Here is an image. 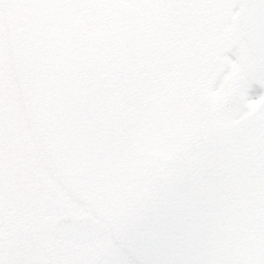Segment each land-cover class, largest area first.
<instances>
[{
  "label": "flooded vegetation",
  "instance_id": "obj_1",
  "mask_svg": "<svg viewBox=\"0 0 264 264\" xmlns=\"http://www.w3.org/2000/svg\"><path fill=\"white\" fill-rule=\"evenodd\" d=\"M71 1L39 0L44 6L23 11L21 27L39 30L18 36V58L35 72L42 62L47 67L52 62L56 67L60 59L54 44L60 40L65 44L67 72L61 85L69 115L64 117L73 119L75 103H83V112L86 105L94 106L93 112L88 108L95 119L89 131L97 134L103 147L100 159L86 161V171L82 172L79 167L83 164L74 160H69L64 170L71 181L87 182L86 192L91 195H97L94 178L109 182L113 192L123 195L120 200L104 199L108 194L102 195L95 205L103 208L100 219L113 241L123 244L126 254L104 252L98 240H52L36 235L27 246L33 261H41V246L47 245L51 264L58 258L73 262L78 255L89 260L87 264H218L215 261L222 254L137 255L134 249L125 247L121 227L126 228V236L136 237L138 231L159 232L171 220L180 221L177 224L182 229L186 219L192 221L190 231L196 246L210 250L218 244L231 247L233 241L237 245L246 241V236L233 239L229 234L223 238L222 233L217 240L215 233L229 229L233 211L236 220L240 219V229L247 227L245 200L257 193L258 179L253 172L262 164L264 150L260 142L264 132L250 140L244 131L247 120L241 114L230 120L233 110L245 103L247 89L254 82H248V77H256V64L246 62L241 66L242 56L248 51L235 6L233 24L219 16L213 25L205 26L198 23V13L207 14V18L219 15L222 9L215 6L218 0H205L203 5H185L182 0H150L146 5L143 0H80L76 6ZM172 13L180 15L186 27L177 22L167 30ZM45 16L51 20L44 22ZM202 29H207L204 34ZM213 44L217 47L211 51ZM228 45L227 55L221 51ZM169 70L174 73L172 77H177L160 85V78ZM214 72L217 75L205 80ZM48 73L54 74L52 70ZM174 95L181 98L175 100ZM156 96L161 103L150 109ZM142 104H147L146 109L154 115L142 111L145 120L131 127L132 114H138L141 108L137 107ZM262 123L261 127L264 117ZM65 131L72 135L75 130L69 127ZM163 204L169 206L167 221L159 212L165 209L160 208ZM7 236L8 232L0 230V264L16 261L7 250ZM56 241L66 243L58 249ZM146 243L147 249L161 245L154 238ZM223 256L229 262L232 257L237 261L258 259Z\"/></svg>",
  "mask_w": 264,
  "mask_h": 264
},
{
  "label": "rangeland",
  "instance_id": "obj_2",
  "mask_svg": "<svg viewBox=\"0 0 264 264\" xmlns=\"http://www.w3.org/2000/svg\"><path fill=\"white\" fill-rule=\"evenodd\" d=\"M136 1L139 2V0H132V3H135ZM147 1H150V0H143V4L146 5ZM163 1L168 2L167 0H163ZM182 1L185 5H188L193 2L205 4V0H182ZM234 2L235 0H218L215 6L216 8L222 9L221 13L219 15H215L213 18L212 17L207 18V14L198 13L201 15V18L200 17L198 18L199 19L198 23L199 24L203 23L205 26L213 25V22L215 21V19L220 16V17H227L228 20H232V24H233V22L236 21L234 20L235 19ZM228 5H233V6L230 7ZM33 8L36 9L37 7H33ZM33 8H31V10H33ZM170 11H172V7H170ZM219 12L220 10L218 11V13ZM214 13L215 11H213V14ZM195 17L197 18V16ZM21 18L23 19V14H21V16L17 20H14L11 24H9L6 27L3 37L0 38V99L3 98L4 102L7 101L6 105L10 104L11 107L15 106L16 103L18 102L20 106V110H21L20 114L23 115V118H24L23 127L20 130H24L25 132H28L29 130H31L29 128L30 120H32V126H33V122L35 121L33 117L35 116L38 117L41 114L42 110L38 104L36 106L32 101L28 100V102L26 103V99H27L26 97H28V94L26 93V86L29 83V81H27L28 76L26 75V68H25L26 65H24L23 61L20 62L19 60H17L13 54L15 51L14 49H17L16 46L18 45V40H17L18 33H19V37L28 34L26 30L23 32H18L19 30H21L20 28ZM169 18L171 19V21H169L170 19L168 20L169 28H167V30H170V29L172 30L173 28H170V27L174 26L173 24H176L177 22L180 23L181 26L186 27L185 26L186 24L181 21L180 15H176L172 13L171 15H169ZM31 24L32 22H30V25ZM16 26H19V27L17 28ZM207 29H204V31L202 29L203 31L202 34H204ZM178 30H181V28H178ZM13 32H14V35H13ZM36 33H40V32H36ZM62 46H64L63 43H62ZM229 46L230 45H228L227 47H224V50L221 52L222 53L225 52V54L227 53L228 55L230 53V51H228ZM216 47L213 44L211 51H214ZM55 48H57V45H55ZM56 53H59V56H57V58L60 59L59 62H64L65 53L62 54L61 52H58V51H56ZM242 57L243 59H242L241 66L243 65L246 66V62H248L249 64H251L250 62L253 63V60L252 58L250 59V56L244 54ZM39 65H40V69H42V72H41L42 74L41 75L39 74L38 76L34 78L33 84H38V86L41 89L40 81L43 80L45 82V78H49V77L45 76L46 69H44L43 62L40 63ZM209 71L211 73V69H209ZM29 72L33 74L31 70H29ZM233 72L234 73L236 72L235 74H237V71H233ZM173 74L174 73L171 70H169L168 72H165V76H163V78H160V81H161L160 85H162L166 81H171L175 79L177 76H173L174 77L173 78L172 77ZM214 75H217V74L214 72L210 76H206L205 80H208L210 77H213ZM253 80L254 82L258 81L257 84L261 86V88L262 87L264 88L263 82H261V80H258L257 77L255 78H252L250 76L248 77V82L249 81L252 82ZM175 81H178V80H175ZM7 83L9 84V86ZM22 83H25L24 84L25 86H22L21 88V86L19 85ZM154 84H153V90H154ZM249 87L251 86L249 85ZM15 91H17L19 95L20 94L22 95L23 93V95L22 96L20 95V97L24 98V102L22 100L20 101V99L17 100ZM182 92H183L182 90H179L178 93L182 94ZM38 97L41 98V96H38ZM53 98L54 96L49 97L48 98L49 103L42 104L43 109L47 112L46 113L47 116H49V111H52L53 109V105H52ZM179 98L181 97L174 95L175 100ZM159 103H161L159 101V96H156V98H154L151 101V104H149L150 109L152 107H156V105L159 106L160 105ZM243 103L244 102H241V105L239 104L238 106L239 109H237L236 111L233 110L232 117L230 120H232L237 114H241L242 119L247 120V124H248L244 130L246 136H248L250 140L254 139V137L257 136L258 134H259L258 136L261 137V134L264 132V125L263 127H261L263 124L262 119L264 117V93L262 94V92H260L256 96H251L248 93V95L246 96L245 103L244 104ZM146 107H147V104L146 105L142 104L141 107H137V109L141 108V110L139 111L136 109L138 111V114L136 115L134 113L132 114L131 127H135L137 125L136 122H138L139 120H145L144 116H142L143 115L142 111H148L149 115H154L151 112V110L150 111L147 110ZM88 108H90L92 112L95 111L94 106H90V105L85 106V112H83V115H82L83 118L79 117L74 122V127L72 129V130H81V131H78L75 134V138L72 139L71 144H69L68 146L70 147V150L72 151L74 156L76 155L77 157L83 159L82 164L84 168L81 167L82 171L87 170V165H88V163L86 162L87 160L96 159V158L100 159V152L103 147L101 139H97L98 138L97 134L93 133L92 131H89L90 127H94V125H90V124L92 121H95V119H92L93 118L92 112ZM166 110L164 111V113L166 112ZM153 112H154V109H153ZM172 113L176 114L175 112H172ZM176 116L177 115H175V117ZM133 117H135L136 119H134ZM48 119L50 122L53 121V119L50 117H48ZM233 125L235 126V123H233ZM261 128H263V130H261ZM157 129H159V126ZM136 131L139 132V130H136ZM160 132H162V130H159V133ZM261 139L262 141L260 142L263 145V148L261 150H263L264 149V136L261 137ZM43 161L45 160L44 159L40 160V164H39L41 172L45 171L44 167L42 166V164H44ZM261 162L262 164L256 169L255 172H253L255 178L258 179L257 184H256L257 193L255 196L253 197L250 196L245 201H247L246 205H248L249 208L252 210L253 220L256 222V224H258L259 228H261V230L264 231V150H263V153H261ZM94 168H98V167L94 166ZM46 174L48 175V177L51 178L50 173L45 172V175ZM54 185L57 186L58 184L55 183ZM92 185L94 188L97 189V195H91V193H88L86 197L80 198L79 193L82 189L81 187L84 186V184H80L78 186H74V188H76V190L79 191L78 193L68 192L66 193L65 197H61L60 199L57 198L51 201V203L47 205V208L49 210L51 209L52 214L47 216L45 228L44 230L41 229V231H43L44 234L45 233L49 234L51 218L55 216L56 214H58L61 209H66V208L74 209L77 212H85V213H90L93 215L97 213V215H99L98 217H101L102 216L101 211H103V208L101 206H95V203L97 202V200L101 202L100 198L102 197V195L105 196L106 194H108V196L104 198L108 200H110L111 198H115L116 200H120L121 198H123V195H118L112 191L111 188L113 187V185H110L109 182H100L99 179L94 178ZM84 201H87V202L84 203ZM87 203L88 205H84ZM164 207L165 209H161L159 212L162 213V219L167 221V218L169 215L167 213V211H169L167 208H169V206H165V204L160 206V208H164ZM37 217H39L40 219L41 218L46 219V217L44 216H37ZM157 218H158V215H156V219ZM177 221L178 220L168 221L170 222L169 226H162L159 232L150 233L149 231L148 232L138 231L136 234V237L126 236L125 234L126 228L121 227V232L123 233V234L121 233V238L125 240L124 242L125 247L134 249L135 251L133 253L137 255H144V254L152 255V254H158V253L160 254H163V253L194 254L198 252V253L205 254V255L209 253L212 255L222 254L220 255L219 258L217 257V260L215 261V263H218V264H257V262H253L251 260L237 261L235 260V259H238L236 257H232L233 261L229 262L228 259H226V257L223 255L242 254L241 252L242 249L240 247H237V244L234 241L232 242V246H231L233 248L232 251L230 249L231 254L229 250L227 249V247L224 245H219V244L215 245L214 249L212 248L210 250L209 248L207 249V247H203L201 245H197V246L196 244L194 245V243L192 242V237L189 235V232L191 229L190 227L188 228L186 227L188 225V223L186 222V219L182 221L183 223L182 229H179V226H178L179 224L177 223H180V221L178 222ZM250 222L253 223L251 219H250ZM30 229L31 230L26 233L27 235L23 236L22 238L23 243L19 244L18 242V250L20 251V256L16 255L17 254L15 253L16 248H13L12 245H10L9 248L7 249L10 255L14 257V260H16L14 261V264H37V262L38 264H51L48 258V250L50 249V247H48L47 245H46L47 248H44L43 245L41 246V253H40L41 261L39 260L33 261L34 258H33L31 248L30 250H27L24 247V246L29 245V243H31L30 234L34 233L33 231L36 230V228H33V229L30 228ZM237 233L239 234V232ZM25 237L27 238H26V242L24 243ZM149 238H154V239H157L159 242H161V245H159L158 247L159 250L157 249V246H152V247L147 246L148 249L146 248V245H145L147 244L146 240H149ZM93 240L95 241L98 240L99 242L102 243L101 248L102 247L104 248L105 250L104 252L107 251L109 254H113V253L126 254L124 252L125 248L122 246L123 244L120 245V244H117L116 241H113V238L111 237L110 233L107 230L104 234L94 238ZM10 242L11 244L16 243V241L12 239L10 240ZM258 242H259V245L249 248V251L247 252L246 255H251L250 256L251 258L252 256L253 258L254 256H258L260 259L263 258L262 264H264V257H262V252H261V249L264 247V238L257 241L256 244H258ZM65 243L66 242L64 241H56L57 248L60 249V244H65ZM13 249H14V254L11 253ZM243 254H245V252H243ZM73 260H74L73 262H69L68 260L62 261V259L58 258L55 264H87V262L89 261L88 260L86 262L85 257L84 256L80 257L79 255L76 256V258H73ZM105 264H110V262L105 263Z\"/></svg>",
  "mask_w": 264,
  "mask_h": 264
},
{
  "label": "trees",
  "instance_id": "obj_3",
  "mask_svg": "<svg viewBox=\"0 0 264 264\" xmlns=\"http://www.w3.org/2000/svg\"><path fill=\"white\" fill-rule=\"evenodd\" d=\"M5 102L3 99H0V128L4 129L7 127V116H9V130L10 132H16V130H20L21 124H20V117L17 113V104L16 107H11L10 104L8 105V109H6V106L4 107ZM17 140L14 141V144H17ZM17 146V145H16ZM11 147L16 148L15 146H9V148H6L5 153L3 154L2 151H0V177L4 173L2 172L3 168H5V165H8L9 168H15V160H16V150L11 149ZM19 158H25L26 156L21 155L18 156ZM14 160V161H13ZM24 160V159H23ZM9 174L8 181L3 182V179L0 178V183H3L5 186L0 187V206L7 207V208H14L15 206L19 205V201H21L20 206L27 207L29 204L35 205V199H33V196H36L40 194V203L39 206L47 207L49 205L48 200H51L50 197H55L54 190L50 189L49 191H46V187L43 185L42 180L38 177L37 174H35L33 171L28 170H22L17 171V174L14 172L12 175V172H7ZM11 176L13 177L11 178ZM21 177V180L18 179V177ZM42 176V175H40ZM42 178V177H41ZM21 181L22 184L18 182ZM35 180V182H33ZM14 182L16 185H13ZM41 183V184H40ZM51 195V196H50ZM50 196V197H49ZM50 198V199H49ZM26 202V203H25ZM29 203V204H27ZM37 205V204H36ZM12 214L13 212H9ZM49 214V212H47Z\"/></svg>",
  "mask_w": 264,
  "mask_h": 264
},
{
  "label": "snow or ice",
  "instance_id": "obj_4",
  "mask_svg": "<svg viewBox=\"0 0 264 264\" xmlns=\"http://www.w3.org/2000/svg\"><path fill=\"white\" fill-rule=\"evenodd\" d=\"M40 6L44 5H41L39 0H0V38L3 37L6 27L17 20L25 9ZM234 6L242 10L245 20L251 22L255 35L254 51L257 56L254 75L264 78V0H236ZM247 91L251 96H256L264 89L253 82Z\"/></svg>",
  "mask_w": 264,
  "mask_h": 264
},
{
  "label": "water",
  "instance_id": "obj_5",
  "mask_svg": "<svg viewBox=\"0 0 264 264\" xmlns=\"http://www.w3.org/2000/svg\"><path fill=\"white\" fill-rule=\"evenodd\" d=\"M250 48L254 51L255 35L250 21L245 20L239 8ZM103 227L88 215L64 214L58 216L52 224V233L63 237L86 238L100 233Z\"/></svg>",
  "mask_w": 264,
  "mask_h": 264
}]
</instances>
